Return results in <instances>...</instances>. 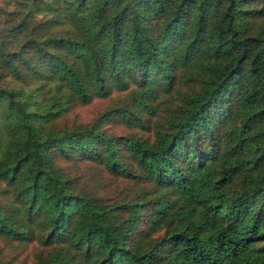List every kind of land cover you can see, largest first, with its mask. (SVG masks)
<instances>
[{"label":"trees","instance_id":"obj_1","mask_svg":"<svg viewBox=\"0 0 264 264\" xmlns=\"http://www.w3.org/2000/svg\"><path fill=\"white\" fill-rule=\"evenodd\" d=\"M263 14L264 0L2 2L0 239L35 241L33 264H264ZM112 91L90 120L54 124ZM79 160L121 179L119 197L60 165Z\"/></svg>","mask_w":264,"mask_h":264},{"label":"rangeland","instance_id":"obj_2","mask_svg":"<svg viewBox=\"0 0 264 264\" xmlns=\"http://www.w3.org/2000/svg\"><path fill=\"white\" fill-rule=\"evenodd\" d=\"M6 0H0V5ZM264 20V14L261 18H257L254 23H260ZM174 94L169 96H163L159 100L158 105L155 106L154 114H152V121L160 118L161 115L165 114V108H171L175 103L176 99ZM121 95L112 91L106 98H94L89 102L73 107L69 112L65 113L64 116L59 120L54 121V124L59 126L68 125L69 123L75 122H86L97 114L98 111L102 110L105 106L112 102V98ZM151 121V122H152ZM106 129L114 133H127L128 128L114 123H106ZM143 129L142 133H145ZM60 165L71 175H75L78 180V185L85 191L90 192L97 197L104 198H117L118 193L122 190L120 187L123 185L121 179H111L104 172H100L98 165H89L88 162L79 160L72 164L70 161H60ZM155 233V232H154ZM153 233V234H154ZM157 233V232H156ZM38 244L35 241H4L0 239V260L7 262L8 264H33L34 253L38 248ZM40 249V247H39Z\"/></svg>","mask_w":264,"mask_h":264}]
</instances>
